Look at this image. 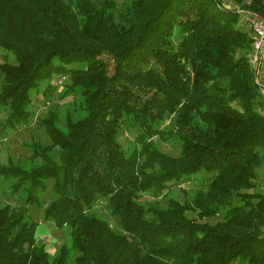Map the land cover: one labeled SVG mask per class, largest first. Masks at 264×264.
Masks as SVG:
<instances>
[{
	"label": "trees",
	"instance_id": "trees-1",
	"mask_svg": "<svg viewBox=\"0 0 264 264\" xmlns=\"http://www.w3.org/2000/svg\"><path fill=\"white\" fill-rule=\"evenodd\" d=\"M247 1L264 15V0ZM241 28L219 0H0V50L13 55L0 63L7 121L29 117V91L53 73L70 79L63 94L83 90L86 111L67 112L64 128L52 110L41 118L57 157L34 146L41 163L1 166L26 196L0 205V264H68L74 250L75 264H264V193L248 190L264 167V117ZM124 117L143 127L130 151L117 138ZM154 134L176 138L179 152L160 150ZM199 170L211 174L182 200L137 198ZM48 178L44 217L71 227L55 255L26 217ZM99 195L119 232L93 210Z\"/></svg>",
	"mask_w": 264,
	"mask_h": 264
},
{
	"label": "rangeland",
	"instance_id": "rangeland-1",
	"mask_svg": "<svg viewBox=\"0 0 264 264\" xmlns=\"http://www.w3.org/2000/svg\"><path fill=\"white\" fill-rule=\"evenodd\" d=\"M98 1V0H95ZM117 7H120L125 1L129 0H114ZM234 1V0H232ZM235 2V1H234ZM237 3V2H235ZM246 6L244 3H237ZM246 31V28H241ZM176 40V37H173ZM12 63V53L3 52L0 50V63L5 61ZM105 57V56H103ZM74 66V65H71ZM113 62L110 61V71L112 72ZM2 74L0 73V89L2 86ZM70 83L68 75H59L53 73L50 79H45L39 82L38 86L29 91L31 96V114L26 120H21L15 123L7 121V117L11 111V106L8 103L0 104V168L3 165L17 164L23 167H30L32 164H39L42 162L40 155L33 152L34 146L46 149L47 144H52V138L48 134L45 124L42 123V117H49V111L54 112L56 125L60 128L65 127L66 113L71 114L72 120H76L84 116L83 90L69 91L66 94L62 92L67 88ZM170 117L160 123V126L165 130L171 125L169 123ZM138 123L124 117L118 130L117 138L121 144L130 151L136 142V135L143 129ZM156 146L171 155H176L179 152L178 140L174 137L168 139L159 138L157 134L152 136ZM47 150V149H46ZM59 146L53 144L47 152L57 157ZM211 173L204 170H199L190 173L188 177L176 181L168 182V188L164 189L161 195H152L149 191H138L137 198L145 205L151 201L160 202L164 206L167 195H174L179 200H182L186 194L191 193L193 188L201 187L204 184L206 176ZM17 177L11 174L0 172V205L9 202L12 205L19 206L24 203L26 196L25 185L20 186L14 190L12 184L16 181ZM46 187L39 189L36 193L38 195L39 203L29 202L26 203L27 214L29 220L37 222L35 231L38 241H43L46 244L47 250L51 255H55L59 251V247L63 242L69 244L71 241V227L69 225L57 226L50 218L44 217L43 206L46 205L50 199L53 198L54 192L52 188L53 179L46 180ZM27 186V185H26ZM249 191H257L264 193V167L259 166L256 169L254 178V186ZM96 214L108 220L110 227L113 231L119 232L122 230L118 217L112 214L107 196L99 195L93 207ZM148 215V213H146ZM221 217V213L208 217L209 222H214ZM80 251L74 250L69 256L68 264H75V258ZM195 264V263H193Z\"/></svg>",
	"mask_w": 264,
	"mask_h": 264
},
{
	"label": "built area",
	"instance_id": "built-area-1",
	"mask_svg": "<svg viewBox=\"0 0 264 264\" xmlns=\"http://www.w3.org/2000/svg\"><path fill=\"white\" fill-rule=\"evenodd\" d=\"M219 1L236 14L240 26L246 28L248 33L249 49L245 56L258 93L257 111L264 117V15L232 0ZM244 4L247 5L248 1L246 0Z\"/></svg>",
	"mask_w": 264,
	"mask_h": 264
}]
</instances>
